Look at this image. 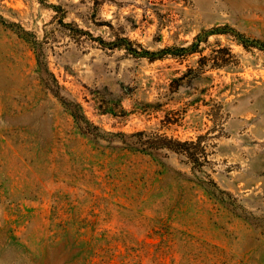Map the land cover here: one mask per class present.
I'll use <instances>...</instances> for the list:
<instances>
[{
    "label": "rangeland",
    "instance_id": "374dc122",
    "mask_svg": "<svg viewBox=\"0 0 264 264\" xmlns=\"http://www.w3.org/2000/svg\"><path fill=\"white\" fill-rule=\"evenodd\" d=\"M0 264H264V0H0Z\"/></svg>",
    "mask_w": 264,
    "mask_h": 264
},
{
    "label": "trees",
    "instance_id": "16d2710c",
    "mask_svg": "<svg viewBox=\"0 0 264 264\" xmlns=\"http://www.w3.org/2000/svg\"><path fill=\"white\" fill-rule=\"evenodd\" d=\"M162 54H163V53H161L160 55H158V56H159L158 58L162 57V56H163Z\"/></svg>",
    "mask_w": 264,
    "mask_h": 264
}]
</instances>
